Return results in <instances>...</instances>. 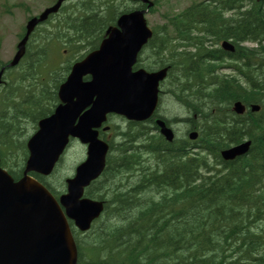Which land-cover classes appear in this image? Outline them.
I'll return each mask as SVG.
<instances>
[{
  "label": "trees",
  "instance_id": "obj_1",
  "mask_svg": "<svg viewBox=\"0 0 264 264\" xmlns=\"http://www.w3.org/2000/svg\"><path fill=\"white\" fill-rule=\"evenodd\" d=\"M205 2L164 14L165 23L150 40V55L173 47L172 36L190 35L195 22L203 19L210 37L231 39L237 46L228 55L241 61L240 76L215 72V61L224 58L217 49L208 50L204 41L196 44L197 53L178 54L188 74L179 81L176 97L201 115L214 109L213 119L196 122L202 151L192 150L183 136L168 143L143 125L117 131L120 137L109 140L102 177L85 191L104 199L105 209L79 244L81 264H264V2ZM232 7L237 14L225 17ZM67 10L62 7L54 16V28L38 35L47 42L30 39L17 83L1 94L0 164L11 173L14 155H25L17 135L20 124L43 111L41 58L61 40L73 46L70 41L79 35L82 44L75 47H95L115 17L89 14L85 8L74 19ZM246 40L256 41L257 47L239 45ZM169 55L173 61L175 55ZM237 99L256 102L261 109L243 122L230 110ZM241 130L252 140L249 152L222 161L219 150L239 141Z\"/></svg>",
  "mask_w": 264,
  "mask_h": 264
},
{
  "label": "water",
  "instance_id": "obj_2",
  "mask_svg": "<svg viewBox=\"0 0 264 264\" xmlns=\"http://www.w3.org/2000/svg\"><path fill=\"white\" fill-rule=\"evenodd\" d=\"M61 1L28 20L26 33L9 65L16 64L22 56L34 26L56 11ZM119 26L121 33L115 34L116 39L111 34L100 50L78 64L60 86L62 104L51 116L39 121V130L28 141L30 155L24 174L30 170L49 173L69 136L88 144L86 159L66 180L67 193L60 197L65 213L39 182L26 175L13 182L0 170V264H76V245L66 217L85 230L103 208L101 202L81 198L84 186L102 171L108 148L97 138L94 128L100 126L107 112L137 120L149 116L156 103L155 78L162 77V73L130 71L138 49L151 35L143 11L122 17ZM1 73L2 70L0 76ZM86 73L91 74V80L82 82L81 76ZM233 108L240 113L243 105L236 102ZM160 125L163 135L171 139L172 132L163 123ZM248 143L224 151L223 156L242 153Z\"/></svg>",
  "mask_w": 264,
  "mask_h": 264
},
{
  "label": "rangeland",
  "instance_id": "obj_3",
  "mask_svg": "<svg viewBox=\"0 0 264 264\" xmlns=\"http://www.w3.org/2000/svg\"><path fill=\"white\" fill-rule=\"evenodd\" d=\"M7 2L8 5H11L14 2L19 0H0V2ZM25 1L30 9V13H37L41 10L46 3V0H23ZM192 0H160V3L155 12L147 13L146 20L149 26H153L159 22H162V17L160 16L161 12L171 4H174L175 9H180L190 3ZM11 13L3 14L0 16V35L2 36V44H1V57L3 60L7 61L11 58L14 53V47L16 43V33L20 30V26L24 19L25 13L21 8L11 7ZM253 44H249L252 46ZM162 108H164L165 112L173 116V119L177 118L180 115H186L184 110L179 106H176L170 99L164 98L162 103ZM112 123L119 124L122 127H125L126 124L122 120L118 118H112ZM189 125L185 121L177 123L174 127L182 133V129ZM23 126L26 128L30 127L28 122L23 123ZM110 135V134H109ZM110 136H107L109 138ZM85 158V146L79 143L78 141H72L68 146L61 164L58 166L57 170H55L50 176L49 180L53 183L54 187L58 190L63 188L62 179L64 177L70 176L73 173V169L80 161Z\"/></svg>",
  "mask_w": 264,
  "mask_h": 264
},
{
  "label": "bare ground",
  "instance_id": "obj_4",
  "mask_svg": "<svg viewBox=\"0 0 264 264\" xmlns=\"http://www.w3.org/2000/svg\"><path fill=\"white\" fill-rule=\"evenodd\" d=\"M236 114V113H235Z\"/></svg>",
  "mask_w": 264,
  "mask_h": 264
}]
</instances>
